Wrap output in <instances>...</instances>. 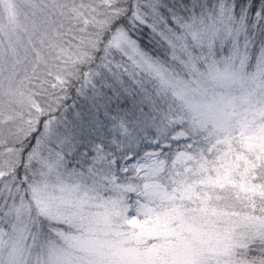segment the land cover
Returning a JSON list of instances; mask_svg holds the SVG:
<instances>
[{"label":"snow or ice","instance_id":"1","mask_svg":"<svg viewBox=\"0 0 264 264\" xmlns=\"http://www.w3.org/2000/svg\"><path fill=\"white\" fill-rule=\"evenodd\" d=\"M0 264H264V0H0Z\"/></svg>","mask_w":264,"mask_h":264}]
</instances>
